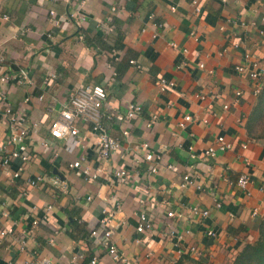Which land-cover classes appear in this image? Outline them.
<instances>
[{
	"label": "crops",
	"instance_id": "1",
	"mask_svg": "<svg viewBox=\"0 0 264 264\" xmlns=\"http://www.w3.org/2000/svg\"><path fill=\"white\" fill-rule=\"evenodd\" d=\"M192 1L0 0V14L8 16L0 17V77L14 78L0 82V157L5 103L29 129L24 151L30 156L17 178L11 173L18 161L0 165V213L7 211L0 230L13 228L0 237V264H39L42 257L55 264H122L103 246L104 210L111 212L110 240L132 264H175L182 257L232 264L255 241L264 217V135L248 131L254 84L234 66L264 68V0H196L199 11ZM21 68L28 81L19 83L14 76ZM159 78L174 85L161 91ZM91 84L106 89L101 124L120 141L107 162L98 159L89 121L75 120L80 145L73 136L49 133L69 94ZM129 103L141 106L131 118L125 117ZM218 135L233 148L205 158ZM80 157V167L69 165ZM98 167L95 179L82 173ZM121 168L122 182L115 176ZM242 173L250 178L246 189L236 184ZM185 174L194 181L181 187ZM37 175L44 181L29 185ZM54 176L65 191L53 187ZM194 206L208 214L192 212ZM140 213L152 221L150 230H136ZM170 231L182 234L181 252Z\"/></svg>",
	"mask_w": 264,
	"mask_h": 264
},
{
	"label": "built area",
	"instance_id": "2",
	"mask_svg": "<svg viewBox=\"0 0 264 264\" xmlns=\"http://www.w3.org/2000/svg\"><path fill=\"white\" fill-rule=\"evenodd\" d=\"M192 3L195 5V10L199 11V7L197 5V1L193 0ZM53 14V11L50 12ZM1 18L7 19L8 16L5 14H0ZM82 18V17H81ZM162 24L158 23L157 26L160 27ZM172 47H175V43H171ZM249 58V55L245 56ZM3 60V57H0V61ZM134 62L133 60L131 61ZM200 67H203V64H199ZM234 70L237 73L246 72L249 79L254 84L253 93L257 95L261 88V84L264 80V68H261L257 65L256 62H252L249 67H245L243 64H236L234 66ZM17 82H25L27 79V72L25 69L21 68L19 70V75L14 76ZM14 79L11 76L3 75L0 77V82H7L10 79ZM155 84L161 91H165L166 89L171 88L174 84L172 81H169L165 78H159L155 81ZM241 95V91H235V99ZM107 97L106 89L104 86L100 84H91V85H80L73 92H71L68 96L67 105L61 109L58 113V116L53 119L49 124V133L52 137L56 139H61L66 135H70L74 137V142L76 145H80L82 143L79 130L75 126V120L77 118L89 121L91 123L92 130L97 132V137L95 141L96 152L99 161L107 162L110 158L111 154L116 151L120 147V141L108 134L106 129L101 124V109L103 103ZM200 98H204L202 94L199 95ZM2 101H6V98L2 96ZM224 108H228V105L225 104ZM141 110V106L137 103H129L127 105L126 116L127 118H131L139 113ZM2 115L7 119V140L3 148L5 149V153L0 157V165L9 166L12 162L18 161L16 168L12 171L11 175L14 178H17L21 175L24 165L29 161V154L24 151V144L29 137V129L24 126L19 121V117H17L16 110L9 104H4L2 108ZM153 117L150 121H148L147 126H150L153 121ZM184 121H188L191 119L189 115H185L183 117ZM183 125V123H181ZM123 135H127V131L122 132ZM143 147H146V143H142ZM9 147V148H7ZM233 148V144L226 140L223 135H218L215 139L214 145L207 147L204 150V157L211 158L215 156L217 151H227ZM240 148L242 150L247 148L246 143H241ZM146 160H150L152 158L151 153H146ZM84 160L83 157H80L78 160L70 163L71 167L78 168L81 165V162ZM245 163H249L246 157H243ZM152 171L155 170L154 167L150 168ZM101 171V168H97L96 171H90L88 168H83L82 173L88 179H95L98 173ZM115 176L119 178V180L125 181L127 179V171L125 169H117L115 171ZM43 177L40 175L34 176L28 180L29 185L37 186L43 182ZM193 179L190 175L185 174L182 177V182L180 183L181 187H185L186 185L192 184ZM250 182L249 175L247 173H242L236 179V184L241 189H246ZM51 184L53 187L59 188L61 191H65L67 186L64 181L59 179V177L54 176L51 180ZM24 194V193H23ZM218 205V204H217ZM50 208V207H48ZM192 212L200 213L202 215H207L208 211L203 210L200 211L196 206L192 207ZM105 215L100 218L99 222L104 227L101 229L102 236L105 239L103 242V246L106 250V253L114 260L121 262L122 264H132L130 259H128L123 253L119 251V249L115 246V244L110 240L111 231L106 228L108 217L111 216V212L104 210ZM1 216H7V211L2 210ZM173 215L172 211L167 212V216L171 217ZM32 226L37 224L36 220L32 221ZM152 228V221L148 218L145 213H140L138 216V223L136 226V230L138 232H143L146 230H150ZM28 232L22 234L20 238V248H23L26 242V237L28 236ZM13 233L12 227H5L0 230V237H3L6 234ZM97 232L93 230L91 234L95 235ZM172 236L175 241L174 245L177 246V251L181 252V248L179 246L182 241V234L174 231H170L167 233ZM208 235L213 236L214 232L208 231ZM190 251L195 252V247H190ZM94 262V260L92 261ZM15 264V263H9ZM39 264H55L54 261L48 257H42L39 260Z\"/></svg>",
	"mask_w": 264,
	"mask_h": 264
},
{
	"label": "trees",
	"instance_id": "3",
	"mask_svg": "<svg viewBox=\"0 0 264 264\" xmlns=\"http://www.w3.org/2000/svg\"><path fill=\"white\" fill-rule=\"evenodd\" d=\"M264 115V80L261 88L256 95V102L248 119L247 127L251 133H256V136H263V132H259L256 126H262V118ZM257 238L254 242L246 243L240 249L238 254L233 259L232 264H264V217H262L257 225ZM186 262L194 264H204L197 260L185 257L180 258L175 264H186Z\"/></svg>",
	"mask_w": 264,
	"mask_h": 264
},
{
	"label": "rangeland",
	"instance_id": "4",
	"mask_svg": "<svg viewBox=\"0 0 264 264\" xmlns=\"http://www.w3.org/2000/svg\"><path fill=\"white\" fill-rule=\"evenodd\" d=\"M261 123H264V115H263V118H262V122ZM256 129L261 133L264 131V124L262 126H256ZM187 264H194V263H189L187 262Z\"/></svg>",
	"mask_w": 264,
	"mask_h": 264
}]
</instances>
